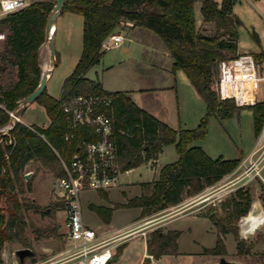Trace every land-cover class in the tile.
Returning a JSON list of instances; mask_svg holds the SVG:
<instances>
[{
  "label": "trees",
  "instance_id": "obj_1",
  "mask_svg": "<svg viewBox=\"0 0 264 264\" xmlns=\"http://www.w3.org/2000/svg\"><path fill=\"white\" fill-rule=\"evenodd\" d=\"M237 1L201 0L203 21L216 24L211 33L198 29L195 12L198 0L64 1L60 13L70 11L83 16V49L74 70L64 80L61 96L55 98L45 88L36 99L45 107L50 123L47 127L35 126L37 131H33L25 123L17 122L8 133L0 131V201L4 199L10 212L9 218L0 214V264H4L2 250L5 242L21 238L24 232L25 221L18 195L25 192L26 175L23 172L26 165L36 160L59 177L63 176L65 170L60 158L69 162L81 147V140L99 138L94 129L83 126L70 131L72 137L65 138L68 129L61 103L71 96L104 94L111 97L112 106L107 112L113 120L114 139L123 170L154 160L164 146L175 145L178 159L163 165L155 180L142 183L146 192L126 203L129 207L141 208L142 215L180 204L186 197L216 184L240 164L243 156L237 159L213 158L202 146L192 145L194 140L205 136L211 116L230 117L242 108L234 101L220 100L214 87L219 77L220 61L237 55L238 20L234 14ZM56 2L34 0L0 18V32H6L0 49V128L10 122V111L18 109L40 84L43 72L40 47L47 40L46 24ZM122 21L149 28L162 38L174 58L173 71L183 69L206 102L207 112L198 127L175 129L140 107L127 91L106 90L100 80L86 76L89 69L100 62L104 53L103 41L116 32ZM255 56L263 60L264 50ZM11 72L14 77L4 83L3 75ZM248 107L253 113L255 135L259 137L264 127V99ZM260 185V199L264 202L262 179ZM100 192L107 195L106 191ZM252 202L250 190L239 187L224 203V214L210 216L218 234L215 246L205 248L206 253L226 254L224 235L229 232L233 233L238 251L242 252L244 240L236 223L249 213ZM24 205L26 208L37 207L34 202H25ZM92 207L104 222L110 221L117 208ZM180 233L176 229L168 232L155 229L147 240L148 253L156 258L176 253Z\"/></svg>",
  "mask_w": 264,
  "mask_h": 264
},
{
  "label": "rangeland",
  "instance_id": "obj_2",
  "mask_svg": "<svg viewBox=\"0 0 264 264\" xmlns=\"http://www.w3.org/2000/svg\"><path fill=\"white\" fill-rule=\"evenodd\" d=\"M200 7L201 0H198L195 5L198 29L203 33H211L216 29V24L203 21ZM234 14L239 21L236 25L237 55L246 52L260 54L264 50L263 1L239 0L234 5ZM5 15L6 13H2L0 9V18ZM83 22V16L80 14L70 11L60 13L54 21L55 57L50 55L48 39L44 42L43 65L51 66L46 91L55 98L61 96L64 80L74 70L82 54ZM129 26L118 27L116 32L125 37L124 43L104 51L100 62L89 69L86 76L100 80L109 91L163 87L171 81L172 88L146 90V94L138 100L155 108L177 126L182 124V127L185 125L191 129L198 127L207 112L205 100L197 94L183 69H178L169 76L168 70L171 66L173 70V58L167 53L166 44L156 32L143 26L136 28ZM0 33L6 36V32ZM4 39L5 37L0 39V49ZM124 47L129 49L126 51ZM231 58L233 57L221 61H228ZM262 73L264 74V69ZM3 77L5 78L3 82L7 83L14 75L13 72L5 73ZM214 87L216 88V85ZM259 95L260 99H264V81L259 84ZM21 104L24 105V100ZM20 114L23 122L32 127H47L50 123L45 107L38 101L23 106ZM262 134L263 131L259 137H256L252 110L249 107H242L230 117L211 116L205 136L194 140L192 145L202 146L213 158L218 156L227 159H237L242 156L245 158ZM175 156L176 152H172V155L163 154L159 158L158 166L171 162ZM233 171L227 178L218 181L214 187H207L209 189L206 188L202 197L196 200L197 204L182 203L149 215H142V209L139 207L126 205L130 198L146 192L145 188L138 191L133 183L125 188L124 185L111 188L106 196L100 191L85 190L81 193L84 220L91 228L105 231L106 236L113 235L117 230L131 232L120 241L119 246H115L114 256L119 252V247L121 253L116 256L119 260L112 264H141L147 251V240L151 232L157 228H162L164 232L174 229L181 232L177 239V252L163 254L158 258L163 264H220L221 257L235 264H264V224L257 229L255 235L243 239L242 252L238 251L237 241L231 232L224 235L226 254L205 252V248L215 246L218 234L210 216L223 215L224 203L239 187L249 189L253 196L249 213L236 223L240 237L242 238V233L250 227L251 218L264 219V202L260 199L262 178L256 177L245 186H241L242 182L233 180L241 170L234 173ZM23 174L26 175L25 192L19 193L18 197L25 221L24 232L21 238L17 237L15 240L5 242L2 250L4 264H78L76 259L68 258L65 253L68 242L64 237L66 226L63 202L57 187L59 176L51 168L36 160L26 165ZM262 174L264 177V169ZM152 176L154 173L151 168L141 165L130 174L122 175L121 179L127 177L136 181H146ZM196 197L188 196L185 201L189 202ZM25 202H34L37 207L26 208ZM92 205L117 208L114 209L110 221L104 222ZM0 214L5 218L10 216L4 199L0 201ZM24 247L32 249L34 254L27 256L24 262H21L16 251Z\"/></svg>",
  "mask_w": 264,
  "mask_h": 264
},
{
  "label": "built area",
  "instance_id": "obj_3",
  "mask_svg": "<svg viewBox=\"0 0 264 264\" xmlns=\"http://www.w3.org/2000/svg\"><path fill=\"white\" fill-rule=\"evenodd\" d=\"M264 3V0H262ZM30 2L28 0H0L2 13L19 10ZM123 25H133L131 21H122ZM5 34L0 33V39ZM125 37L114 32L102 43L104 51L121 46ZM264 59H258L252 53H242L219 63V77L216 84L220 100H231L240 107L255 105L260 100L259 84L264 81ZM19 108L10 111L11 120L0 128L8 133L17 122H23ZM112 99L108 95L79 94L65 99L61 103L68 131L65 138L72 137L70 131L77 127L94 129L99 134L96 140H81V147L75 152L69 162L61 159L65 174L57 180L61 192V200L65 213L64 237L68 242L65 253L70 259H76L78 264H109L114 257L113 250L120 241L131 234L130 231L117 230L113 235L106 236L105 231L91 228L84 220L81 193L85 190L106 191L122 184L121 176L128 170H123L119 162L117 145L114 139L113 120L107 109H111ZM24 123V122H23ZM26 124V123H25ZM28 125V124H26ZM33 131L34 127L28 125ZM261 138L258 139L252 152L243 158L236 167L241 170L234 181L245 186L256 177L264 180V127ZM43 137V135L41 134ZM260 136V135H259ZM141 264H163L153 254L147 251Z\"/></svg>",
  "mask_w": 264,
  "mask_h": 264
},
{
  "label": "crops",
  "instance_id": "obj_4",
  "mask_svg": "<svg viewBox=\"0 0 264 264\" xmlns=\"http://www.w3.org/2000/svg\"><path fill=\"white\" fill-rule=\"evenodd\" d=\"M60 14V13H59ZM129 27H132V28H136L137 26H135V25H131V26H129ZM44 46H45V43L40 47V59H41V66H42V70H46L45 68H44V65H43V61H42V59H43V50H44ZM125 48V50L127 51L129 48L128 47H124ZM167 53L171 56V54L167 51ZM103 56V55H102ZM173 58V57H172ZM174 63V58H173V61H172V64ZM173 70H172V66H171V69H169L168 70V74H169V76H171L172 74H173ZM189 82H190V80H189ZM191 83V82H190ZM192 84V83H191ZM47 86V85H46ZM193 86V85H192ZM103 87H104V85H103ZM172 88L173 87V83L170 81V84H168V85H166V86H163V87H153V88H142V89H120V90H122V91H127L130 95H131V97L133 98V100L140 106V107H142L143 109H145V110H147L148 112H150L151 114H153L154 116H156L158 119H160L161 121H163V122H165L166 124H168L169 126H171V127H173V128H175V129H178L179 128V126H181L182 124H180L179 126H177V124H175V122H173L172 120H168V118H166V116H163L160 112H158V110H156L155 108H151V107H149V106H147L146 104H144V103H142V102H140L139 100H138V98L140 99V97H142L144 94H146V90H154V91H157V90H159V89H162V88ZM194 87V86H193ZM105 88V87H104ZM106 89V88H105ZM107 90V89H106ZM196 90V89H195ZM115 91H119V90H115ZM197 92V91H196ZM197 94H198V92H197ZM200 96V95H199ZM23 110V108L20 110V113H21V111ZM21 115V114H20ZM21 119H22V117H21ZM23 121V120H22ZM25 123V122H24ZM182 127V126H181ZM183 128H188V129H191V128H189V127H187V126H183ZM253 148H254V146H253ZM252 150L253 149H251V151H250V153L252 152ZM172 152H176V156H175V159L174 160H172L171 162H174V161H176L177 159H178V153H177V151H176V147H175V145L174 144H169V145H166V146H164L163 147V149H162V152H160L159 153V155H158V157L156 158V159H154V160H150V161H147V162H144V163H142L141 165H147V166H149L150 168H151V170L153 171V173H154V176H152L150 179H148V180H146V181H136L135 179L134 180H132V179H128L127 177H124V179H122V184L121 185H124V188L125 187H128V186H130L132 183L134 184V186L135 187H137L138 188V191H141L142 189H143V186H142V183H146V182H152L153 180H155L157 177H158V175H159V171H160V169H161V167L163 166V165H165V164H163V165H160V166H158V161H159V158L163 155V154H169V155H172ZM249 153V154H250ZM248 156V155H247ZM168 163H170V162H168ZM167 164V163H166ZM141 165H139V166H141ZM139 166H137V167H133V168H130V169H126V170H128V172H125V173H123V175L124 174H126V175H128V174H130L133 170L135 171ZM228 177V174L227 175H225L220 181H222V180H224L225 178H227ZM217 184V183H216ZM216 184H214V185H212V186H210L209 188H211V187H214ZM120 185V186H121ZM119 186V187H120ZM115 188H117V187H115ZM209 188H207L206 190H208ZM140 189V190H139ZM205 190V191H206ZM107 191H110V189L109 190H106V192ZM204 191V192H205ZM203 191L201 192V193H198V194H196V195H194V196H189V197H195V196H197L196 198H194V199H192V200H189V202H187V201H185L186 199H184V201H182L180 204H178V205H181L182 203H190V202H196L195 204H197V201L196 200H198V198H201L202 197V195H203V193H204ZM138 195H140V194H138ZM177 206V205H176ZM176 206H173V207H176ZM117 246H119V245H117ZM118 251L119 252H116V255L112 258V260L110 261V264H112L113 262H115V261H118L119 260V257H116V256H119V254L121 253V247H119L118 248Z\"/></svg>",
  "mask_w": 264,
  "mask_h": 264
},
{
  "label": "water",
  "instance_id": "obj_5",
  "mask_svg": "<svg viewBox=\"0 0 264 264\" xmlns=\"http://www.w3.org/2000/svg\"><path fill=\"white\" fill-rule=\"evenodd\" d=\"M64 1L65 0H57L55 7L53 9V12L50 14L47 20V24H46L45 33H46V38L49 41L51 57H55V54H56V48L54 46V30H55L54 21L56 17L59 15ZM50 70L51 68L48 70H43L41 81H40L38 88L24 99V106L32 101H36L37 97L45 90L46 85H47V79L50 74ZM16 254L19 257L20 261L24 262L27 256H31L34 254V251L28 247H24V248L18 249L16 251ZM219 263L220 264H235V262L229 261L225 257H221Z\"/></svg>",
  "mask_w": 264,
  "mask_h": 264
},
{
  "label": "clouds",
  "instance_id": "obj_6",
  "mask_svg": "<svg viewBox=\"0 0 264 264\" xmlns=\"http://www.w3.org/2000/svg\"><path fill=\"white\" fill-rule=\"evenodd\" d=\"M252 222L250 227L242 233V238L247 239L249 235H255V232L257 229L260 228L262 224H264V219H258V218H251Z\"/></svg>",
  "mask_w": 264,
  "mask_h": 264
},
{
  "label": "bare ground",
  "instance_id": "obj_7",
  "mask_svg": "<svg viewBox=\"0 0 264 264\" xmlns=\"http://www.w3.org/2000/svg\"><path fill=\"white\" fill-rule=\"evenodd\" d=\"M44 68L46 69V70H48V69H50L51 68V66H49V65H46V66H44ZM250 220V219H249Z\"/></svg>",
  "mask_w": 264,
  "mask_h": 264
}]
</instances>
